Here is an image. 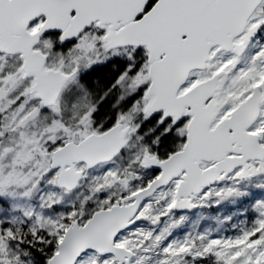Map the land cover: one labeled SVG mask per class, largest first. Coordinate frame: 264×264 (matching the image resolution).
<instances>
[{"label":"snow or ice","instance_id":"1","mask_svg":"<svg viewBox=\"0 0 264 264\" xmlns=\"http://www.w3.org/2000/svg\"><path fill=\"white\" fill-rule=\"evenodd\" d=\"M0 264H264V0H0Z\"/></svg>","mask_w":264,"mask_h":264},{"label":"trees","instance_id":"2","mask_svg":"<svg viewBox=\"0 0 264 264\" xmlns=\"http://www.w3.org/2000/svg\"><path fill=\"white\" fill-rule=\"evenodd\" d=\"M232 209H233V206L231 205L226 206L222 211H217V212H213L212 209H206L203 211L204 214L201 217H198L196 214L192 216V218L188 221V223L191 226H199L200 224H202L201 227L209 226V227L215 228L218 226L216 221L218 219H223L225 214L227 212L232 211ZM197 220L200 221L199 225H196Z\"/></svg>","mask_w":264,"mask_h":264},{"label":"rangeland","instance_id":"3","mask_svg":"<svg viewBox=\"0 0 264 264\" xmlns=\"http://www.w3.org/2000/svg\"><path fill=\"white\" fill-rule=\"evenodd\" d=\"M202 210H203V209H201V210L199 211V212H201V214H202V212H203ZM198 216H200V214H199ZM201 225H202V224H200L199 227H201ZM208 227H209V226H208Z\"/></svg>","mask_w":264,"mask_h":264}]
</instances>
